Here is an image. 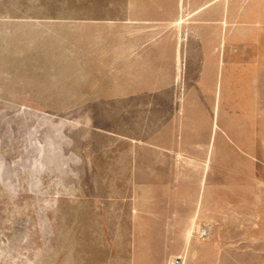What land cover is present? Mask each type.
Returning a JSON list of instances; mask_svg holds the SVG:
<instances>
[{
    "label": "rangeland",
    "instance_id": "rangeland-1",
    "mask_svg": "<svg viewBox=\"0 0 264 264\" xmlns=\"http://www.w3.org/2000/svg\"><path fill=\"white\" fill-rule=\"evenodd\" d=\"M122 1L0 0V264H264V0L232 4L234 77L218 116L234 157L211 175L212 233L199 237V224L180 254L141 252L149 233H115L110 200L129 192L115 152L158 113L105 108L131 81L113 60Z\"/></svg>",
    "mask_w": 264,
    "mask_h": 264
},
{
    "label": "crops",
    "instance_id": "crops-1",
    "mask_svg": "<svg viewBox=\"0 0 264 264\" xmlns=\"http://www.w3.org/2000/svg\"><path fill=\"white\" fill-rule=\"evenodd\" d=\"M233 2L124 0L114 21L116 77L131 81L118 82L105 108L158 111L147 117L145 138L115 152L129 174V192L110 200L115 233H149L141 252L184 253L201 223L212 233L220 201L211 175L220 160L229 164V148L234 157V136L218 116L234 77ZM137 68L149 71L148 84L136 85Z\"/></svg>",
    "mask_w": 264,
    "mask_h": 264
},
{
    "label": "built area",
    "instance_id": "built-area-1",
    "mask_svg": "<svg viewBox=\"0 0 264 264\" xmlns=\"http://www.w3.org/2000/svg\"><path fill=\"white\" fill-rule=\"evenodd\" d=\"M197 235L202 238H207L211 234V229L208 224L201 225L196 231ZM175 264L180 262V259L177 258L173 261Z\"/></svg>",
    "mask_w": 264,
    "mask_h": 264
}]
</instances>
